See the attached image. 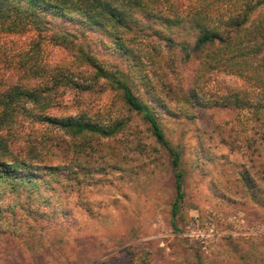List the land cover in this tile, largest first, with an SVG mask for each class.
<instances>
[{"label":"rangeland","instance_id":"obj_1","mask_svg":"<svg viewBox=\"0 0 264 264\" xmlns=\"http://www.w3.org/2000/svg\"><path fill=\"white\" fill-rule=\"evenodd\" d=\"M177 1L188 5L193 0ZM233 1L225 4L224 20L247 4L257 5L251 19L264 8L263 0ZM80 32L85 49L98 53L128 84L179 151L184 200L173 218L168 151L150 123L125 102L121 89L103 79L89 91L67 89L52 114L84 110L100 122L121 124L113 136H93L78 152L67 136L47 130L63 142L54 149L63 157L54 159L62 160L65 170L42 174L31 192L39 208L34 214L28 205L12 209L30 194L17 198L3 192L0 264H264L262 81L214 68L195 83L193 63L174 65V55L180 58L177 47L167 51L154 40L147 48L153 59L135 62L102 43L99 30ZM30 35L15 39L22 43ZM161 54L167 60L162 67ZM44 58L51 64L73 61L52 44L46 45ZM162 71L169 72L172 84L161 80ZM232 90L247 106L217 101ZM45 128L39 126L40 132ZM14 129L17 135L32 132L27 122Z\"/></svg>","mask_w":264,"mask_h":264},{"label":"trees","instance_id":"obj_2","mask_svg":"<svg viewBox=\"0 0 264 264\" xmlns=\"http://www.w3.org/2000/svg\"><path fill=\"white\" fill-rule=\"evenodd\" d=\"M228 2L193 0L183 5L177 0H0V210H6L1 201L4 191L17 198L25 192L30 194L27 201L17 200L12 209L28 205L26 209L34 214L39 208L32 203L31 192L38 189L35 187L40 185L42 174L61 175L65 170L64 162L54 159L63 157L54 150L63 142L47 130L67 136L75 152L93 136L108 138L118 131L119 120L103 123L84 110L66 116L50 112L67 89L89 91L103 79L122 90L125 102L142 114L157 141L167 149L174 178V218L185 195L179 151L128 84L98 53L85 49L80 31L99 30L102 43L135 62L153 59L152 50L147 48L154 40L161 41L167 51L177 47L180 58L177 61L175 54L172 61L175 66L193 63L191 79L195 83L210 70L221 68L264 84V8L251 19L257 5L247 4L224 20ZM25 33L31 34L28 41L15 39ZM48 44L65 49L73 61L47 62L44 49ZM166 61L161 54V67ZM74 64L76 71L71 69ZM162 79L173 83L167 71L161 72ZM217 101L223 105L248 104L237 90ZM24 122L32 126V132L17 135L14 126ZM39 126L46 128L40 132Z\"/></svg>","mask_w":264,"mask_h":264}]
</instances>
